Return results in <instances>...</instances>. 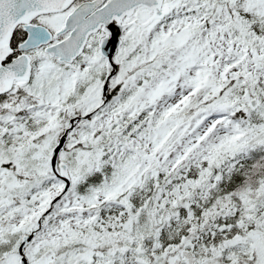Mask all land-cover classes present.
Returning <instances> with one entry per match:
<instances>
[{"label":"snow or ice","instance_id":"snow-or-ice-1","mask_svg":"<svg viewBox=\"0 0 264 264\" xmlns=\"http://www.w3.org/2000/svg\"><path fill=\"white\" fill-rule=\"evenodd\" d=\"M0 264H264V0H0Z\"/></svg>","mask_w":264,"mask_h":264}]
</instances>
